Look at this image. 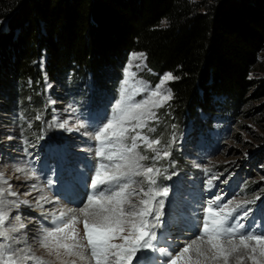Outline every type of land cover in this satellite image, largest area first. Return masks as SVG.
I'll return each instance as SVG.
<instances>
[{"label": "rangeland", "instance_id": "obj_1", "mask_svg": "<svg viewBox=\"0 0 264 264\" xmlns=\"http://www.w3.org/2000/svg\"><path fill=\"white\" fill-rule=\"evenodd\" d=\"M133 54L118 74L112 71L115 75L102 86L94 83L90 74L84 77L72 70L52 81L45 71L43 57L39 65L42 80L19 84L14 101L0 97V172L11 184V190L21 194L7 199L29 201L13 209L12 215L19 214L21 220H11V225L23 223L26 227L12 235L26 234L32 254L46 261L60 264L40 247L42 229L52 226L49 214L58 213L65 206L78 209L91 195L89 183L101 162L96 155L98 143L93 139V124L105 121L114 111V105L123 95L126 78L130 90L133 84L147 87L148 91L136 96L139 100L147 98L148 92L169 73L158 74L149 67L145 55L133 59ZM252 79L251 91H263L264 55L254 68ZM172 81L162 85L163 92L172 93ZM252 94L239 105L229 104L224 96H216L213 110H199L196 118L186 121L179 120L172 111L173 96L162 108L155 109L158 120L149 122V127L155 128L149 135L159 138V147L171 153L155 162L162 172L156 178L157 187L169 189L167 197L158 198L164 200L163 223L157 228L161 229L157 234L158 245L178 251L184 243L168 238H186V242L195 238L203 208L216 195L223 197L221 203L242 204L233 216L235 223H242L245 230L264 233V92ZM60 124L66 127L61 128ZM145 154L152 156L151 152ZM21 167L29 173L34 170L39 179H27L26 173L17 171ZM209 179L212 186L207 184ZM142 186L146 188L147 184ZM41 195L51 197L55 203L48 205L47 211L36 213L35 203ZM245 212H248L246 217ZM78 227L83 237V224ZM0 242L4 241L0 239ZM145 255L150 256L146 263L164 264L168 259L153 251H146ZM239 256H245L243 264H251L243 249L230 258L229 264H238ZM141 264H144L142 260Z\"/></svg>", "mask_w": 264, "mask_h": 264}, {"label": "trees", "instance_id": "obj_2", "mask_svg": "<svg viewBox=\"0 0 264 264\" xmlns=\"http://www.w3.org/2000/svg\"><path fill=\"white\" fill-rule=\"evenodd\" d=\"M131 53L178 77L170 87L179 120L213 110L216 96L239 105L264 92L251 91L264 55V0H0V97L8 101L19 84L42 80L43 57L52 81L72 70L102 86Z\"/></svg>", "mask_w": 264, "mask_h": 264}, {"label": "snow or ice", "instance_id": "obj_3", "mask_svg": "<svg viewBox=\"0 0 264 264\" xmlns=\"http://www.w3.org/2000/svg\"><path fill=\"white\" fill-rule=\"evenodd\" d=\"M141 58H144L143 53L133 54V59ZM131 75L135 76L134 73ZM177 78L171 73L166 74L161 83L148 92L147 98L139 100L136 96L148 91L147 87L133 84L130 90V81L126 78L123 95L114 105V111L105 121L93 124V139L98 143L96 155L101 162L89 183L91 195L78 209L51 212L52 226L44 227L40 237V247L60 264H77V259L88 261V264H141L142 254L146 251L168 257L164 264H229L230 258L241 249L245 250L251 264H264V233L245 230L242 223H235L233 216L242 204L221 203V195L207 202L198 225L199 234L178 251L156 243L155 229L163 223L164 208V200L158 198L167 197L169 189L157 187L156 178L162 172L155 162L168 158L171 153L159 147V138L149 135L155 132L149 122L158 120L155 109L162 108L172 99L171 91L163 92L162 85ZM59 127L65 128L66 124ZM146 152H151L152 156ZM145 161L151 163L145 164ZM17 171L26 173L29 180L39 179L34 170L29 173L21 167ZM207 184L212 186V179ZM0 185H4L0 186V239L4 241L0 242V264H53L32 254L26 234L24 237L12 235L26 227L23 223L11 225V220H21V216H13L12 211L29 201L7 199L21 194L11 190L12 186L2 172ZM32 187L36 188V185ZM41 202L52 203L44 195L36 200L42 208ZM247 215L248 212L243 214ZM81 223L83 237L78 227ZM20 244L25 247L15 246ZM244 259L245 256H239L238 264H243Z\"/></svg>", "mask_w": 264, "mask_h": 264}, {"label": "bare ground", "instance_id": "obj_4", "mask_svg": "<svg viewBox=\"0 0 264 264\" xmlns=\"http://www.w3.org/2000/svg\"><path fill=\"white\" fill-rule=\"evenodd\" d=\"M74 131V130H73ZM80 159V158H79ZM83 181V180H82ZM213 189V188H212ZM220 189V188H219ZM70 194V193H69ZM74 196V195H73ZM79 196V195H78ZM88 198V197H87ZM73 199V198H72ZM49 200H51V197H49ZM76 202H78L79 200L78 199H74ZM52 201V203H44V202H41L42 204H43V207L41 208V207H39L36 203H35V212L36 213H43V212H45V211H47L45 208H47V206L48 205H51V204H54L55 203V200H51ZM53 207V206H52ZM69 207H67V206H65V208H64V210H66V209H68ZM72 208V207H71ZM75 208V207H74ZM77 209V208H76ZM158 229H155V231H156V233L158 234V232L159 231H161V229H159L158 231H157ZM161 234L162 233H160L159 234V238H160V236H161ZM169 240L168 241H180V242H183V243H185L186 242V238H184V239H177V238H168ZM176 239V240H175ZM188 242V241H187ZM145 254H146V252H145ZM145 254H143L142 255V261L144 262V264H152V262L150 261V262H148V263H146V260L145 259H147L148 257H150V256H147V255H145ZM53 257V256H52ZM66 259H69V260H71V259H76L75 257H67ZM51 261V260H50ZM54 264V263H53ZM77 264H88V261H80V260H78L77 259ZM92 264H94V262H92Z\"/></svg>", "mask_w": 264, "mask_h": 264}]
</instances>
